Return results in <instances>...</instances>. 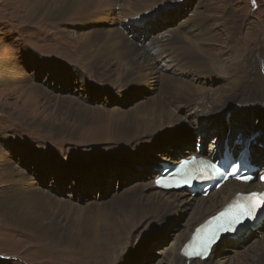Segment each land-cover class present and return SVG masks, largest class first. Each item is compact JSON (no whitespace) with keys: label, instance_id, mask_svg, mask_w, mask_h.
I'll return each instance as SVG.
<instances>
[{"label":"rangeland","instance_id":"374dc122","mask_svg":"<svg viewBox=\"0 0 264 264\" xmlns=\"http://www.w3.org/2000/svg\"><path fill=\"white\" fill-rule=\"evenodd\" d=\"M152 7L153 9H142L139 13H143L138 15L146 28L154 33L156 29L166 30L168 35L178 29L191 44L196 43L200 50L211 55L210 65H213V70L221 76L215 77V81L222 82L230 78L228 84L214 86L215 81L210 85V78H207V81L200 75L199 83L219 91L227 88L226 92L231 93L235 79L244 77L246 65H256L255 80L264 91V0H163V3ZM172 8L180 9L175 20L174 15L165 20L149 18L153 15H164ZM108 10L109 12L101 11L104 15L98 12L97 15L89 16V19L73 24V27L69 24L53 27L28 18L18 0H0V197H5V191L14 179L11 172L5 169L4 162L7 161L18 166L40 189L49 191L64 202L71 201L84 208L89 207L91 203L104 206L102 204H107L115 194L130 191L133 186H145L152 175H155L152 169L161 168V162H165L160 159L161 155L167 154L177 158L179 151L192 152L206 134H218L219 128L210 121L215 116L201 115L200 121L203 122H200L199 126L200 139H195L196 134H193L190 148L172 140L179 135L176 131L174 134L167 132L163 133L162 137L156 136L153 145L145 148L142 145L138 150H131L126 144L99 145L84 143L80 138L70 141L59 137L51 138L40 126L28 125L26 121L33 118H38L40 122L48 120L39 105V102H44L41 100L44 95L38 90L36 93L30 91L32 84L40 86L45 95L49 94L50 97H73L77 101L86 100L89 105L102 104L113 111L118 108L135 109L153 95V90H149L150 85L142 86L143 88L132 87L133 91L124 94L108 86L114 94L115 103L109 106L103 93L105 89L102 90L99 86L103 85L99 74L79 63L80 55L72 45L75 29L81 31L91 27L108 28L112 22L121 20L120 26L136 34L137 39L143 35L144 29L128 25L124 22L126 17L116 14L115 11L121 12V7ZM189 19L197 20L189 24ZM197 22L200 23L197 25ZM210 30L213 33L206 34ZM176 39L178 41L177 35ZM68 42L72 46H69ZM183 49V46L174 45L178 54H188ZM54 68L58 72L53 73ZM168 72H171L170 69ZM76 73H80L79 80L82 82L76 79ZM11 79H14V83H10ZM213 94L218 93L214 91ZM256 107L257 105H254L250 109L255 112ZM257 108L259 111L264 109ZM236 109L244 108L236 106ZM262 113L264 110L260 112ZM243 118L247 124V117ZM258 119L257 115V122ZM187 121L192 122L190 117H187ZM207 125H210L208 129L201 127ZM194 128L179 129L191 134L197 131L195 125ZM190 134L186 137H191ZM195 143L197 145L193 147ZM115 151H118L120 156L123 155L121 160L129 159L132 162L129 167L117 169L114 164L107 165L114 161L112 154L114 155ZM104 155H111L113 160L102 161ZM92 159L99 162L94 163ZM87 166H91L92 171H88ZM76 172L83 174L76 176ZM51 180L60 183L59 192L55 191ZM64 193L68 194L63 195ZM188 216V212H181L179 216L169 218L163 225L157 221L154 225L151 223L148 227L144 226V231L143 227L138 228L141 224L131 226L130 232L119 239L121 241L114 240L116 245L112 247L106 263L101 257L107 254L97 257L87 245L85 250L70 251L58 248L36 236L22 233L21 230L5 228L0 223V264H117L115 260L119 255L126 256L127 260L118 264H168L167 260L175 243L177 244ZM95 226L98 229L101 227L100 223ZM130 234L135 237L132 238ZM233 253L228 251L220 258L229 261Z\"/></svg>","mask_w":264,"mask_h":264},{"label":"bare ground","instance_id":"6f19581e","mask_svg":"<svg viewBox=\"0 0 264 264\" xmlns=\"http://www.w3.org/2000/svg\"><path fill=\"white\" fill-rule=\"evenodd\" d=\"M18 3L27 17L33 21L53 27H60L63 24L73 27V24L81 23L89 16L97 15L96 13L104 10L109 12L108 9L121 7V12H115L126 17L132 12L139 13L144 8L159 5L163 0H18ZM101 13L98 15L100 16ZM196 20L189 19V24ZM120 22L121 20L112 22L111 27L108 28L91 27L81 31L75 29L72 45L80 55L79 63L98 73L103 85L114 87L120 94L133 91L134 88H131L135 86L143 88L142 86L150 85L148 88L153 90V95L135 109L118 108L113 111L102 104L89 105L86 100L77 101L73 97L58 95L50 97L49 94L45 95L40 86L32 84L30 91L36 93L38 90L44 95L41 98L44 102H39V105L44 110L42 114L46 115L48 120L40 122L38 118H33L26 121L28 125L40 126L51 138L59 137L69 141L80 138L84 143L99 145L126 144L131 150H138L142 145L144 148L153 145L155 137L163 133L174 134L176 131L179 133L182 130L179 128L195 129L193 122L187 121V117L184 118L177 113L181 108H185L188 115L194 116L195 119L201 115L215 116L228 112L236 109V106L246 108L257 105L264 108V91L255 80L256 65H246L244 77L239 76L235 79L231 93L226 92L227 88L223 91L206 88L198 81H191L193 78L187 76L191 73L199 74L195 70L202 75L206 74L207 70L213 71V65H210L212 57L200 50L196 43L191 44L178 29L170 32L169 35L174 36L175 33L179 45L183 46V50L192 55V58L189 62H185L180 57H175L174 42H170L166 49L172 50L170 57L174 58L173 76L171 68H169L171 72L168 73L159 70L153 59L142 51L134 33H130L126 27H121ZM199 23L197 22V25ZM210 33L213 31L210 30L206 34ZM68 45L72 46L69 42ZM206 78H210L209 82L215 81L211 77ZM10 83H14V79H11ZM214 91L218 94H213ZM255 109L254 113L259 111L257 107ZM244 116L258 125L256 117L245 115L244 112L230 117L229 123L237 120V126L246 124ZM246 126H250L249 122ZM201 127L208 129L210 125ZM254 131L252 138L258 136L257 130ZM220 132L221 130L218 129L217 136ZM229 136L228 132L227 137ZM184 154L194 155L193 152H184ZM112 156L116 157H113L116 162L125 161L120 159L123 155L120 156L118 151ZM112 156L104 155L102 161L113 160ZM161 156L160 159L162 158L161 160L166 163L177 160L167 154ZM118 159L120 161H117ZM93 162L99 161L93 160ZM177 162L175 161L174 164ZM4 166L14 179L5 191V197H0L1 225L5 228L21 230L22 233L33 235L32 237L36 236L58 248L70 251L85 250L87 245L97 257L107 254L101 257L106 263L112 247L116 245L113 243L114 240L118 241L124 234L130 232L131 226L136 227L141 224L138 228L143 227L144 231V226L148 227L151 223L154 225L157 221L163 225L169 221V218L177 217L181 212H188V220L170 253L168 264H264V221L256 225V231L249 236H239L236 241L220 243L207 260H189L182 254L184 244L196 227L217 213L237 193L258 190L260 186L258 183L243 185L230 180L220 187L219 191L202 198L193 197L191 194L186 196V192L183 191L166 193L154 189L152 178L155 174L145 186L138 188L133 186L130 191L115 194L107 204H102L104 206L91 203L89 207L84 208L71 201L64 202L49 191L40 189L38 184L18 166L7 161L4 162ZM81 174L75 173L76 176ZM96 223H100V229L95 226ZM89 227L91 228L87 229ZM130 236L135 237L134 234ZM228 251L234 252L233 256L231 260L223 261L220 257ZM126 260V256L119 255L115 261L118 264Z\"/></svg>","mask_w":264,"mask_h":264},{"label":"snow or ice","instance_id":"6c2138e0","mask_svg":"<svg viewBox=\"0 0 264 264\" xmlns=\"http://www.w3.org/2000/svg\"><path fill=\"white\" fill-rule=\"evenodd\" d=\"M206 174V173H202ZM199 175L192 174L182 177L181 180H177L175 177H161L155 182L157 185L170 188L187 185L191 180L198 179ZM243 180H247V177H238ZM256 197L254 202H243L235 206V211L222 214L223 223L217 225V227L209 231L203 237L198 239L194 247L192 248L193 258L195 259H207L211 252L213 245L218 241L217 233L223 234L228 230H233V226H242L247 219L253 218V216L261 209L264 208V195L256 196V194H249Z\"/></svg>","mask_w":264,"mask_h":264},{"label":"water","instance_id":"95a60500","mask_svg":"<svg viewBox=\"0 0 264 264\" xmlns=\"http://www.w3.org/2000/svg\"><path fill=\"white\" fill-rule=\"evenodd\" d=\"M110 163L114 164L115 166H118V165H121V164H130L131 162L129 161V159H127L126 161L110 162ZM88 168H91V166H89Z\"/></svg>","mask_w":264,"mask_h":264}]
</instances>
